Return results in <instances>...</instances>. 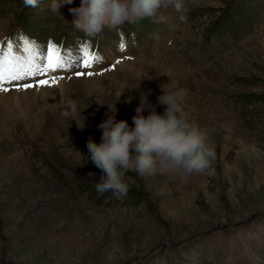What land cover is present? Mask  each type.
Segmentation results:
<instances>
[{
  "label": "rangeland",
  "instance_id": "rangeland-1",
  "mask_svg": "<svg viewBox=\"0 0 264 264\" xmlns=\"http://www.w3.org/2000/svg\"><path fill=\"white\" fill-rule=\"evenodd\" d=\"M233 1L250 13L248 24L238 18L229 29H212ZM78 2L63 4L59 14L51 0L37 8L0 0L5 46L10 36L14 44L27 37L79 56L87 44L102 57L93 76L111 68L116 78L87 91L73 86L60 99L14 108L0 101L2 113L11 111L0 121V264H264V0H188L184 23L172 6L162 7V22L144 18L92 39L72 24ZM207 28L215 32L206 38ZM75 70L55 72L78 78ZM162 84L187 90L189 119L214 143L213 168L129 171L125 196L99 193L102 171L91 162L89 138L101 142L98 126L110 106L134 128L142 94L163 114Z\"/></svg>",
  "mask_w": 264,
  "mask_h": 264
},
{
  "label": "clouds",
  "instance_id": "clouds-1",
  "mask_svg": "<svg viewBox=\"0 0 264 264\" xmlns=\"http://www.w3.org/2000/svg\"><path fill=\"white\" fill-rule=\"evenodd\" d=\"M72 2L51 0L50 7L59 13L63 4ZM23 3L37 8L41 0H23ZM168 6L173 7L179 22L187 21L188 0H81L80 6L70 11L75 16L72 21L75 29L92 39L105 28L119 29L125 23H137L144 18L162 22L165 17L157 14ZM161 89L163 94L157 99L160 105L166 106L163 114L142 94L133 116L134 128L127 120H116V109L110 106L112 114L98 126L102 129L101 142L89 138L91 162L102 171L96 184L99 193L111 191L118 199L125 196L129 190L126 180L129 171L141 176L173 171L192 175L205 174L213 168L215 146L207 131L189 119L183 106L187 90L166 84ZM67 105L75 115L77 103L69 100ZM146 110L149 114L145 116Z\"/></svg>",
  "mask_w": 264,
  "mask_h": 264
},
{
  "label": "snow or ice",
  "instance_id": "snow-or-ice-1",
  "mask_svg": "<svg viewBox=\"0 0 264 264\" xmlns=\"http://www.w3.org/2000/svg\"><path fill=\"white\" fill-rule=\"evenodd\" d=\"M20 43L14 44L11 40L0 42V91H9L6 85L14 84L19 81H29L32 78L39 77L35 83L15 84L20 89H26L39 86H51L57 83L56 77H47L48 73L57 70H67L75 66V76L91 77L94 73L91 71L94 64L99 62L102 57L91 51L90 45L83 44L79 49V56H74L70 52L62 50L55 43H49L46 50L35 41L27 37H20ZM120 50L123 52L126 45L120 44ZM119 63V61H117ZM114 68L115 65H112ZM86 69L87 71H81Z\"/></svg>",
  "mask_w": 264,
  "mask_h": 264
},
{
  "label": "bare ground",
  "instance_id": "bare-ground-1",
  "mask_svg": "<svg viewBox=\"0 0 264 264\" xmlns=\"http://www.w3.org/2000/svg\"><path fill=\"white\" fill-rule=\"evenodd\" d=\"M4 27H5V25L0 23V33L2 32ZM117 54L121 58H125L122 56L123 54H121V52L116 53V55ZM161 54H156L157 55L156 58L159 59V58H162V56H163V58H165L166 56H169L167 52L161 53ZM164 55H166V56L164 57ZM116 60L120 61L121 59H116ZM125 63H127V62H125ZM122 65L127 66L125 64H122ZM111 70H113V71H111ZM56 74H58V73L57 72H51V73L47 74V77H45V78H50V77H56L57 78V83H55L51 86H39V85H37L36 87H31V88H26V89H20V88L17 89L14 87V89L9 88L10 89L9 91H0V101L5 100L9 105L10 104L12 105V106L10 105L12 108H14L13 107L14 102H18V104L19 103L22 104L23 101L36 102V101L42 100V99H44V101H47V100H52V99L56 98L55 94H57V97L60 99L64 95H66L73 86H76V88H79L80 90L87 91V90H91L94 87L96 82H100V81L102 82L104 80L116 81L114 69H111V68L108 71H106V72L104 71L103 73H101L99 75V78H95L93 75L91 77L84 76V77H78V78H69V77H63V76L59 77ZM68 80H71V81L68 82ZM18 106H21V105H18ZM0 110H1L0 113H2L1 105H0ZM8 112H11V111L8 110L7 115H9ZM2 114H0V121L4 123L7 120V119H5L6 117H4V115L5 116H7V115L5 113H2ZM11 114L13 115V113H11ZM10 123H11V121H10Z\"/></svg>",
  "mask_w": 264,
  "mask_h": 264
},
{
  "label": "trees",
  "instance_id": "trees-1",
  "mask_svg": "<svg viewBox=\"0 0 264 264\" xmlns=\"http://www.w3.org/2000/svg\"><path fill=\"white\" fill-rule=\"evenodd\" d=\"M232 4H231L232 6L229 8V10L226 13L223 12L222 16L220 18H217L216 21H214V23L211 24L212 29H218V30H221V31L224 30V28L229 29L228 26L235 19H238V18L242 21V22L240 21V23H242V25L248 24L249 20L247 19V17L249 16L250 13L249 14H244V13L241 12L240 9L239 10L238 9L235 10V8H234L235 2L233 1ZM212 32H215V31L211 30V31H209V34H212ZM130 193H131L132 196H136V197H139V195H140L136 191H130Z\"/></svg>",
  "mask_w": 264,
  "mask_h": 264
}]
</instances>
